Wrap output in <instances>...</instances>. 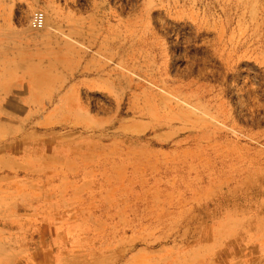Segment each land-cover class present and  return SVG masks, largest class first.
<instances>
[{
	"label": "rangeland",
	"instance_id": "obj_1",
	"mask_svg": "<svg viewBox=\"0 0 264 264\" xmlns=\"http://www.w3.org/2000/svg\"><path fill=\"white\" fill-rule=\"evenodd\" d=\"M0 264H264V0H0Z\"/></svg>",
	"mask_w": 264,
	"mask_h": 264
}]
</instances>
